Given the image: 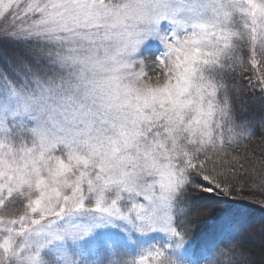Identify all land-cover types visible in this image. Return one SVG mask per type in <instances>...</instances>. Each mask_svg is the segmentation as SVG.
<instances>
[{
  "label": "snow or ice",
  "instance_id": "6c2138e0",
  "mask_svg": "<svg viewBox=\"0 0 264 264\" xmlns=\"http://www.w3.org/2000/svg\"><path fill=\"white\" fill-rule=\"evenodd\" d=\"M253 205L264 0H0V264H254Z\"/></svg>",
  "mask_w": 264,
  "mask_h": 264
},
{
  "label": "trees",
  "instance_id": "16d2710c",
  "mask_svg": "<svg viewBox=\"0 0 264 264\" xmlns=\"http://www.w3.org/2000/svg\"><path fill=\"white\" fill-rule=\"evenodd\" d=\"M256 144V150L259 151V142L258 140L255 142ZM261 222H264V212H262L258 207L255 205L249 206V225L250 228H253V226H257L261 224ZM254 229V228H253ZM244 247L247 250L248 258L252 254H260L264 253V246H255L249 241L248 236L244 239Z\"/></svg>",
  "mask_w": 264,
  "mask_h": 264
},
{
  "label": "rangeland",
  "instance_id": "374dc122",
  "mask_svg": "<svg viewBox=\"0 0 264 264\" xmlns=\"http://www.w3.org/2000/svg\"><path fill=\"white\" fill-rule=\"evenodd\" d=\"M259 226L260 224L253 226L254 229L251 228L253 231L248 235V239L255 246H264V243H262V241H264V233L260 231ZM249 259L252 260L254 264H260L261 260H264V253L252 254Z\"/></svg>",
  "mask_w": 264,
  "mask_h": 264
}]
</instances>
